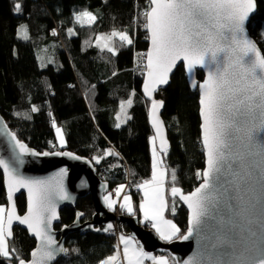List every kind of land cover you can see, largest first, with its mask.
<instances>
[{
  "label": "water",
  "instance_id": "obj_1",
  "mask_svg": "<svg viewBox=\"0 0 264 264\" xmlns=\"http://www.w3.org/2000/svg\"><path fill=\"white\" fill-rule=\"evenodd\" d=\"M148 51L142 93L153 102L150 123L160 151L170 148L156 100L184 66L192 92L199 90L202 183L189 194L171 190L189 214L186 234L165 242L138 217L116 216L93 162L66 151L40 152L21 141L0 113V170L7 195L5 236L16 228L36 242L30 260L56 264L67 239L78 233L106 235L120 227L146 254H167L175 264H264V54L249 26L256 0H149ZM204 75L202 83L198 73ZM25 195L21 215L17 199ZM91 197L95 215L60 226L62 211ZM128 227L129 233L125 232Z\"/></svg>",
  "mask_w": 264,
  "mask_h": 264
},
{
  "label": "trees",
  "instance_id": "obj_2",
  "mask_svg": "<svg viewBox=\"0 0 264 264\" xmlns=\"http://www.w3.org/2000/svg\"><path fill=\"white\" fill-rule=\"evenodd\" d=\"M256 1L258 11L249 32L264 54V0ZM150 9L149 0H0V113L11 130L40 152L68 150L92 159L111 191L131 179L129 194L137 203L140 195L134 188L153 177L152 102L143 96L146 68L139 66L149 47L146 29ZM86 13L93 14L96 23H75L77 15ZM21 26L28 32L26 41L19 37ZM112 32H126L132 42L117 40L115 52L98 48L99 35ZM38 53L46 59L52 55L54 63L43 68ZM198 80L204 81L203 73H198ZM131 97L133 121L118 128L116 115ZM157 99L165 102L163 118L170 141L169 150L157 149L167 171L168 197L177 209L176 215L170 209L167 216L177 223L179 236H183L189 214L171 198L170 191L178 188L189 194L203 181L199 90L192 92L181 66ZM57 128L66 135L67 147L63 149L57 146ZM7 205L0 170V206L7 209ZM17 205L24 215L25 195L17 199ZM78 211L84 214L82 223L91 221L95 214L92 198L80 200L77 209L63 210L56 230L73 224ZM133 217L141 220L138 211ZM125 232L129 233L128 227ZM8 243L12 258L8 249L6 255H0V264L28 261L36 247L21 228L15 229ZM117 247L115 232H78L68 237L66 255L56 264H102L115 255Z\"/></svg>",
  "mask_w": 264,
  "mask_h": 264
},
{
  "label": "rangeland",
  "instance_id": "obj_3",
  "mask_svg": "<svg viewBox=\"0 0 264 264\" xmlns=\"http://www.w3.org/2000/svg\"><path fill=\"white\" fill-rule=\"evenodd\" d=\"M78 17H79L78 21H79V23L81 25H93L94 23H96V17L93 14L86 13L85 15H81V16L78 15ZM19 37L21 38V40H25V41L28 40V32H27V30H26V28L24 26H21L19 28ZM117 40H125V41H128V42H132L131 37H129L125 33H123V32H112L110 34H101V35H99V37L97 38V41H96V46L98 48L104 50V51L115 52L116 51V41ZM39 54L40 53H38V60L40 62V65L43 68H45L46 66L50 65L52 62L54 63L55 58H54V61H53V56L52 55L49 56V59H46V58L42 57V55L40 56ZM141 60L142 61L140 62L139 66L146 68V58H141ZM145 73H146V70L144 72V76H145ZM152 104H153V102H152ZM132 105L133 104L131 103V101L124 102L123 105L120 108L121 109V112H123L125 116L130 117L128 113H130V109H131ZM126 121L124 122V124L126 123ZM57 140H58L57 141V146L59 148L63 149L65 147H67L66 135L60 129H58V131H57ZM57 151H60V150H57ZM156 151L158 152V156H159L160 160L162 161V159H163L162 158V154L160 153L159 150H157V148H156ZM70 152H72V151H70ZM72 153L76 154L75 152H72ZM76 155L79 156V157H82V158H86V157L80 156L78 154H76ZM154 155L156 157L155 152H154ZM86 159H89L91 162L93 161L90 158H86ZM99 161L96 160V162H99ZM155 162H156V158H155ZM166 173H167V171H166ZM166 179H167V175H166ZM131 182H132L131 179H129V181L127 182V185L131 184ZM127 185L125 184V186L123 187V189H125V193L127 194L126 196H129L130 195L129 194V191H130V188L131 187H130V185L129 186H127ZM117 189L118 188H114L113 191H111L108 194L109 196L108 195H107L108 197L106 196V203H107V205H108V207L110 209L109 211H111L112 213H114L116 216H120V215H122L121 214L122 213V210L119 211V209H120L121 206L118 205V203L121 201V199L119 198V196L117 195V193H114V191H116ZM134 189H135V192L137 194H139V190L136 189V188H134ZM167 195H168V190H167ZM170 195H171V191H170ZM171 198H173V197H171ZM113 205H115V206L117 205L115 207V209H112V206ZM141 206H142L141 207L142 210L146 213V214H144L142 216V221L143 222L146 221L147 216L148 217H151V215H152V217L155 218V219H157L158 222H160L161 225L165 228L166 232L165 233L163 232V234H165V235H172L174 233V230L172 228L174 225L172 226L171 223L172 224H177V223H175L174 220H170V219L168 220V219H166L163 216V214H162V208H163L162 206H163V203L162 202L160 203L158 201L156 195L148 194V192H147L146 195H143V201L141 202ZM139 207H140V203H137V202L133 201V205H132V207L130 209V212H132L133 214H135V212L139 211ZM6 213H7V209L0 206V255H6L8 249H9V251H8L9 252V255L8 256L11 259L12 258L11 244L8 243V240L6 239L5 231H4L5 220H6ZM140 225H142V224L140 223ZM116 234L118 235L119 240L122 239V240H124L126 242L134 243L136 245L141 246L136 240L132 239L131 237L123 236V235H121L120 233H117V232H116ZM180 237L181 236H177L175 239L180 238ZM162 239L165 242H172L173 241V240L172 241H166V240H170V239H164V238H162ZM119 244H120V246L117 247V251H116V253H115L114 256H115V262H116L117 259H119L120 264H121L122 263V261H121V251H122V249H121V243H119ZM119 250H121V251H119ZM145 255H146V257L150 258L149 260L153 259V261L156 264H175V262H173L166 255L165 256L164 255H161V254L149 255V254H146V253H145ZM126 259H129V255H126L125 256V261H126ZM115 262H113V264ZM154 262L153 263L152 262H146L145 264H155ZM106 263H107V259L102 264H106Z\"/></svg>",
  "mask_w": 264,
  "mask_h": 264
},
{
  "label": "crops",
  "instance_id": "obj_4",
  "mask_svg": "<svg viewBox=\"0 0 264 264\" xmlns=\"http://www.w3.org/2000/svg\"><path fill=\"white\" fill-rule=\"evenodd\" d=\"M150 146H151V153H152L153 177H152L151 182L144 184L142 186L135 187L136 189L139 190V194H140V202H139L140 207H139L138 215L141 218V220H140L141 223H145L146 221L153 222L152 230L155 231L161 238L170 239V240H166V241H172L177 236H179V233H180V228L178 227L177 224L171 223L172 226L173 225L175 226V227L174 226L172 227L174 230V233L172 235H165V234H163V232L164 233L166 232L165 228L161 225L160 222H158L157 219L153 218L152 215H151V217L147 216V219L145 222L142 221V216L146 213L141 208L142 207L141 202L143 201V195H146L147 192H148V194L156 195L158 201L160 203L161 202L163 203L162 214L166 219L173 220L172 218L167 216V212L170 209L172 210L173 215H176V213H177V209L175 208V204L170 201V199L168 198V195H167V179H166L167 173H166V169L163 168V159H162V161L160 160V158L158 156V152L156 151L157 143H156L154 136L150 139ZM154 152L156 154V157L154 155ZM155 158H156V162H155ZM124 186L125 185L117 187L118 189L116 191H114V193H117V195L121 199V201L118 203V205L121 206L119 211L122 210V214L134 215L132 212H130V209L133 205V198L131 195L126 196L127 194L125 193V189H123ZM116 206L113 205L112 209H115ZM116 232L120 233V230L117 229ZM117 241H118V247L120 246L119 243H121L122 251L119 250V251H121V261H122L121 264H145L146 262H152V263L154 262L153 259L149 260L150 258L146 257L141 246L136 245L134 243L126 242L122 239L119 240L118 235H117ZM126 255H129V259H126V261H125ZM113 262H115V256L108 258L106 264H113ZM114 264H120L119 259H117Z\"/></svg>",
  "mask_w": 264,
  "mask_h": 264
},
{
  "label": "bare ground",
  "instance_id": "obj_5",
  "mask_svg": "<svg viewBox=\"0 0 264 264\" xmlns=\"http://www.w3.org/2000/svg\"><path fill=\"white\" fill-rule=\"evenodd\" d=\"M78 19H79V17H78V15L76 16V18H75V23H79V21H78ZM123 33H125L126 35H127V33L126 32H123ZM144 96V95H143ZM145 98V97H144ZM134 98H130V100H128V101H131V103L133 104V100ZM156 100H158V101H163V100H161V99H156ZM150 113H151V109H150ZM129 114V116L130 117H128V116H125L124 115V113L123 112H119L117 115H116V125H117V127L118 128H122V127H124L127 123H131L132 121H133V117L131 116V114L130 113H128ZM149 119H150V114H149ZM127 120V121H126ZM126 121V123L124 124V122ZM119 125V126H118Z\"/></svg>",
  "mask_w": 264,
  "mask_h": 264
},
{
  "label": "built area",
  "instance_id": "obj_6",
  "mask_svg": "<svg viewBox=\"0 0 264 264\" xmlns=\"http://www.w3.org/2000/svg\"><path fill=\"white\" fill-rule=\"evenodd\" d=\"M129 181V180H128ZM127 181V182H128ZM126 185H127V183H126ZM130 185V184H129ZM129 185H127V186H129ZM143 226L145 227V228H147V229H151V228H153V223L151 222V221H146L144 224H143Z\"/></svg>",
  "mask_w": 264,
  "mask_h": 264
},
{
  "label": "clouds",
  "instance_id": "obj_7",
  "mask_svg": "<svg viewBox=\"0 0 264 264\" xmlns=\"http://www.w3.org/2000/svg\"><path fill=\"white\" fill-rule=\"evenodd\" d=\"M160 150V149H159ZM110 192H111V190H110ZM127 215V214H126ZM127 216H131V217H133V215H127ZM141 223V222H140ZM153 223V222H152ZM142 224V226H143V224L144 223H141ZM144 227V226H143ZM147 229V228H146ZM148 230H152V229H148ZM116 232V231H115Z\"/></svg>",
  "mask_w": 264,
  "mask_h": 264
},
{
  "label": "flooded vegetation",
  "instance_id": "obj_8",
  "mask_svg": "<svg viewBox=\"0 0 264 264\" xmlns=\"http://www.w3.org/2000/svg\"><path fill=\"white\" fill-rule=\"evenodd\" d=\"M116 227H117V228H116V231H117V229H119V230H120V227H119V225H116Z\"/></svg>",
  "mask_w": 264,
  "mask_h": 264
}]
</instances>
